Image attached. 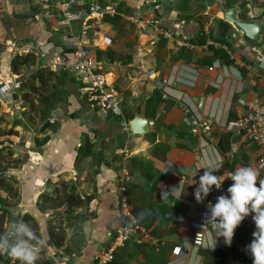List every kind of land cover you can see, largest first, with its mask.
<instances>
[{"label": "crops", "instance_id": "1", "mask_svg": "<svg viewBox=\"0 0 264 264\" xmlns=\"http://www.w3.org/2000/svg\"><path fill=\"white\" fill-rule=\"evenodd\" d=\"M91 5L111 7L115 13L88 18ZM67 10L77 12L69 22ZM150 19L158 24H150ZM231 19L256 23L252 32L257 36L261 31L259 38L251 40ZM160 26L171 36L162 34ZM84 28L85 53L98 63L106 84L117 89L118 113L100 115L80 91L81 76L52 69L37 52L18 55L35 56L18 73L10 68L17 56L9 51L11 43L32 41L38 50L68 55L69 40ZM201 36L204 43L197 42ZM252 46L264 50V0H0V81L12 77L21 82L12 100L0 101L20 129L8 146L15 164L6 166V174L17 182L13 187L18 197L0 192L10 208L2 231L12 220L30 214L44 241L39 257L47 256L53 264H92L99 250L111 248L114 259L109 264L249 262L243 247L220 246L224 238L216 237L209 204L229 195L233 181L228 176L237 168L257 170V186L264 180L256 145L235 130L242 102L264 103V69ZM45 67L55 77L47 89H40L35 72ZM164 78L170 80L166 98L159 88ZM185 103L201 114H214L216 144L190 132ZM135 116L152 121L148 132H132ZM34 118L41 122L32 127ZM210 166L219 168L212 174L225 179L220 189L213 185L197 202L199 176ZM70 182L83 202L68 213L60 209L67 215L58 247L47 232V220L55 212H40L37 200ZM122 194L133 216L159 244L141 235L115 244L124 223L117 209ZM253 215L242 220L232 240L254 239ZM196 231L205 235L197 252L191 248ZM176 246L189 249L175 255L171 250Z\"/></svg>", "mask_w": 264, "mask_h": 264}, {"label": "built area", "instance_id": "2", "mask_svg": "<svg viewBox=\"0 0 264 264\" xmlns=\"http://www.w3.org/2000/svg\"><path fill=\"white\" fill-rule=\"evenodd\" d=\"M155 1V0H154ZM74 3V2H73ZM115 10L111 7L100 8L96 5H91L88 8V18L104 15L114 14ZM77 12L67 10L65 12V21L69 22L70 17L77 16ZM150 24H158L157 19L148 20ZM84 28L80 34H75L69 40V46L71 47L70 54L58 55L49 50H38L32 41H28L23 44L11 43L9 51L13 55H19L25 52H37L38 55L45 60L46 65L56 70H65L74 72L81 76L82 82L84 83L80 87V91L84 96L86 102L90 107L96 109L102 116H107L109 113H118L120 107V97L117 89L109 87L106 84L104 75L100 72L98 63L91 57H89L84 50V44L86 42ZM158 30L170 37L169 31L165 30L164 27L160 26ZM223 49L230 54L229 47L223 45ZM251 51L253 52L257 63L260 68L264 69V50L259 46H252ZM217 65L214 62L210 67L212 69ZM219 79L216 80V82ZM192 83V80H190ZM21 82L15 78H6L0 81V101L6 102L14 98L17 93V89L20 87ZM170 84L169 78H164L159 84V88L162 92V97L166 98L168 94V86ZM243 109L238 114L235 120V130L239 135H244L247 140L254 143L257 147V153L259 158L264 162V103L246 101L242 102ZM20 105H16V109H19ZM184 121L189 126L190 132L199 134L211 141L214 145L217 141L214 139L213 132V119L214 114H201L195 111L194 108H190L186 103L183 105ZM207 143V142H206ZM235 144H232L234 148ZM234 150L231 149L229 157L233 158ZM124 190L123 187H120ZM117 209L119 215L124 218L123 226L118 232L115 238V244L118 245L122 242L132 239L136 235H141L144 239L152 244H159L160 240L150 234L145 226L140 224L130 211L127 203L126 196L122 194L117 201ZM204 232L196 231L192 237L191 248L193 251L204 246ZM251 241L239 242L232 240L230 245L225 242L220 246H236L243 247L249 252V262L236 261L232 264H252V255L248 249V245ZM184 249L187 251L189 248L180 246L174 247L171 252L175 255L180 254ZM114 259V250L101 249L97 252L92 260V264H109Z\"/></svg>", "mask_w": 264, "mask_h": 264}, {"label": "clouds", "instance_id": "3", "mask_svg": "<svg viewBox=\"0 0 264 264\" xmlns=\"http://www.w3.org/2000/svg\"><path fill=\"white\" fill-rule=\"evenodd\" d=\"M203 168L205 171L199 176V184L195 189L197 202H201L210 193L213 185L220 189L225 179V176L221 178L212 174L219 168ZM228 177L233 181L227 188L229 195L222 194L217 197L214 205L209 204V218L216 229V237L222 236L225 244L230 245L234 230L246 216L254 213L252 219L256 230L252 233L254 239L247 247L253 258L252 264H264V180H259L257 186L258 172L247 166L237 168ZM176 194L180 196L181 192ZM43 244L44 241L22 218L12 220L6 230L0 233V255H7L19 264H35Z\"/></svg>", "mask_w": 264, "mask_h": 264}, {"label": "trees", "instance_id": "4", "mask_svg": "<svg viewBox=\"0 0 264 264\" xmlns=\"http://www.w3.org/2000/svg\"><path fill=\"white\" fill-rule=\"evenodd\" d=\"M198 43H204V37H200L197 39ZM35 60V56L32 54L20 55L15 56L12 58L10 62V68L13 72L18 73L19 70L24 67L32 64ZM35 77L39 82L40 89L49 86V82L55 77V72L50 70L49 68H41L35 72ZM1 152V150H0ZM71 184L67 183H60L56 186L51 192H43L38 200H37V207L40 212L46 213L49 211L55 212V215H59L60 209L65 208V212L68 213L72 210L74 206H79L82 204L83 200L79 197L77 193H75L74 185L72 182ZM4 190L7 194L11 197H18L17 191L14 189L11 182H9L4 176L0 177V192ZM7 201L1 198L0 195V233H3L1 227L6 220V216L10 211L8 207ZM20 218L28 222L34 232L41 238L39 232V225L37 220L31 216L30 214L26 213L22 215ZM47 232L49 235L50 242L53 243L55 246H61L63 243V239L65 236L64 228L62 227L61 223L57 222L56 219L50 217L47 220ZM43 253L40 252L39 255ZM217 252L212 253V261L217 256ZM213 263H216L213 261ZM210 262L209 264H213ZM0 264H19L18 261H14L11 257L7 255L0 256ZM35 264H53V262L45 257H39Z\"/></svg>", "mask_w": 264, "mask_h": 264}, {"label": "rangeland", "instance_id": "5", "mask_svg": "<svg viewBox=\"0 0 264 264\" xmlns=\"http://www.w3.org/2000/svg\"><path fill=\"white\" fill-rule=\"evenodd\" d=\"M32 127L37 126L40 124L41 120L39 118L31 120ZM18 127H15L13 125V121L11 118L4 113L0 107V177L4 176L9 182L13 184V186H16V180L11 176L6 174V166L7 165H14L15 161L12 159V154L14 152L13 149H10L8 146L12 143L11 139L14 135H19ZM20 130V129H19ZM7 133V135H5ZM4 134V135H3ZM66 215L64 216L63 213H60L59 215H55V213H51L50 216L53 217V219H56L57 222H60L64 226V221L66 218ZM2 229V227H1ZM1 256V255H0ZM48 259V257H45Z\"/></svg>", "mask_w": 264, "mask_h": 264}, {"label": "water", "instance_id": "6", "mask_svg": "<svg viewBox=\"0 0 264 264\" xmlns=\"http://www.w3.org/2000/svg\"><path fill=\"white\" fill-rule=\"evenodd\" d=\"M234 20V19H231ZM245 34L247 37H249L251 40L256 41L259 38L260 32L256 35H254V32L257 29V24L252 23V22H244V21H239V20H234L233 21ZM252 29L255 31L252 32ZM152 123V121L142 118L140 116H135L132 118L130 121V127L133 133L135 134H144L148 132L149 130V125Z\"/></svg>", "mask_w": 264, "mask_h": 264}]
</instances>
